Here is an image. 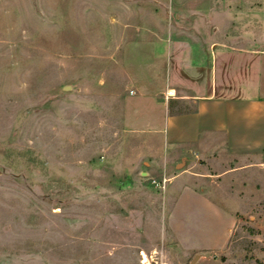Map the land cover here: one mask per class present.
I'll use <instances>...</instances> for the list:
<instances>
[{"label": "rangeland", "instance_id": "374dc122", "mask_svg": "<svg viewBox=\"0 0 264 264\" xmlns=\"http://www.w3.org/2000/svg\"><path fill=\"white\" fill-rule=\"evenodd\" d=\"M209 15L264 32V0H0V264H264V154L145 131Z\"/></svg>", "mask_w": 264, "mask_h": 264}, {"label": "crops", "instance_id": "0c3cea01", "mask_svg": "<svg viewBox=\"0 0 264 264\" xmlns=\"http://www.w3.org/2000/svg\"><path fill=\"white\" fill-rule=\"evenodd\" d=\"M205 18V32L197 24L191 34L188 55L178 53V85L166 88L174 96L162 101L145 131L172 148H207L221 139L228 155L264 154V48L255 44L264 32H248L240 17ZM143 46L152 51L150 43Z\"/></svg>", "mask_w": 264, "mask_h": 264}, {"label": "bare ground", "instance_id": "6f19581e", "mask_svg": "<svg viewBox=\"0 0 264 264\" xmlns=\"http://www.w3.org/2000/svg\"><path fill=\"white\" fill-rule=\"evenodd\" d=\"M170 95H173V91H170ZM141 256H142V258L145 260L146 259V256H145V254L142 252L141 253Z\"/></svg>", "mask_w": 264, "mask_h": 264}, {"label": "water", "instance_id": "95a60500", "mask_svg": "<svg viewBox=\"0 0 264 264\" xmlns=\"http://www.w3.org/2000/svg\"><path fill=\"white\" fill-rule=\"evenodd\" d=\"M197 260H198V256L193 259V261L191 262V264H194Z\"/></svg>", "mask_w": 264, "mask_h": 264}]
</instances>
